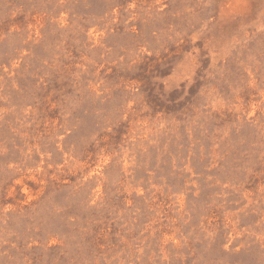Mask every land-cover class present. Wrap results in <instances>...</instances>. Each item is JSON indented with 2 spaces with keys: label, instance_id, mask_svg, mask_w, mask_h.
<instances>
[{
  "label": "rangeland",
  "instance_id": "1",
  "mask_svg": "<svg viewBox=\"0 0 264 264\" xmlns=\"http://www.w3.org/2000/svg\"><path fill=\"white\" fill-rule=\"evenodd\" d=\"M0 264H264V0H0Z\"/></svg>",
  "mask_w": 264,
  "mask_h": 264
}]
</instances>
